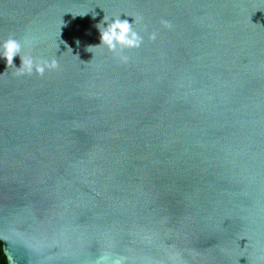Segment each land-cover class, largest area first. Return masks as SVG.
Here are the masks:
<instances>
[{
	"label": "water",
	"instance_id": "1",
	"mask_svg": "<svg viewBox=\"0 0 264 264\" xmlns=\"http://www.w3.org/2000/svg\"><path fill=\"white\" fill-rule=\"evenodd\" d=\"M9 37L59 67L0 59L8 264H264V0H0Z\"/></svg>",
	"mask_w": 264,
	"mask_h": 264
},
{
	"label": "clouds",
	"instance_id": "2",
	"mask_svg": "<svg viewBox=\"0 0 264 264\" xmlns=\"http://www.w3.org/2000/svg\"><path fill=\"white\" fill-rule=\"evenodd\" d=\"M92 16L94 18L96 13ZM120 16L109 18L104 15L103 20L96 25L99 30L100 43L90 47L103 48L113 53L120 63H128L129 57L123 54L124 51L139 48L144 41V37L133 27L134 23L139 24L142 21V17L137 16L135 19L132 17L133 22L129 23L127 19L122 20ZM161 23L165 28L171 27L168 21H162ZM148 39L151 41L156 40L157 33H149ZM33 43L34 40L29 38H26L23 44L12 37L0 40V59L5 61L7 68L14 69V75L31 76L35 73L36 75L43 76L45 72L54 71L59 67L58 61L55 58L41 59L24 51L25 48H30ZM78 43L79 41H77ZM17 56L21 60L19 67L13 64V58Z\"/></svg>",
	"mask_w": 264,
	"mask_h": 264
},
{
	"label": "trees",
	"instance_id": "3",
	"mask_svg": "<svg viewBox=\"0 0 264 264\" xmlns=\"http://www.w3.org/2000/svg\"><path fill=\"white\" fill-rule=\"evenodd\" d=\"M0 264H8L7 260H6V257H5V255L3 253L1 241H0Z\"/></svg>",
	"mask_w": 264,
	"mask_h": 264
}]
</instances>
